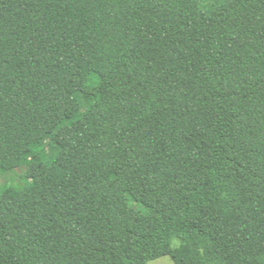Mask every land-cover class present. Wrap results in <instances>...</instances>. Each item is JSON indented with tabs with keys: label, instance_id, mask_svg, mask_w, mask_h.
Masks as SVG:
<instances>
[{
	"label": "trees",
	"instance_id": "obj_1",
	"mask_svg": "<svg viewBox=\"0 0 264 264\" xmlns=\"http://www.w3.org/2000/svg\"><path fill=\"white\" fill-rule=\"evenodd\" d=\"M161 256L264 264V0H0V264Z\"/></svg>",
	"mask_w": 264,
	"mask_h": 264
},
{
	"label": "rangeland",
	"instance_id": "obj_2",
	"mask_svg": "<svg viewBox=\"0 0 264 264\" xmlns=\"http://www.w3.org/2000/svg\"><path fill=\"white\" fill-rule=\"evenodd\" d=\"M208 1V0H203ZM18 172L21 171V169L17 170ZM15 173L11 172L9 174H7L5 176L6 179H11L12 177H14ZM174 245H178L179 244V240H175L174 241ZM150 264H176L175 261L170 257V256H161L159 258H156L152 261H150Z\"/></svg>",
	"mask_w": 264,
	"mask_h": 264
}]
</instances>
